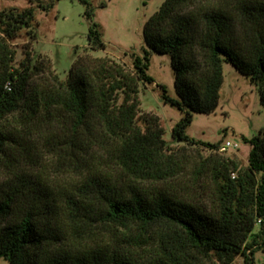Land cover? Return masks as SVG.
Listing matches in <instances>:
<instances>
[{"label":"trees","instance_id":"1","mask_svg":"<svg viewBox=\"0 0 264 264\" xmlns=\"http://www.w3.org/2000/svg\"><path fill=\"white\" fill-rule=\"evenodd\" d=\"M34 19L31 8L0 10V155L24 149L33 130H42L59 144L72 187L56 192L27 172L0 183V258L234 264L242 256L241 264H255L264 247V127L243 137L251 145L247 168L218 153L193 167L192 184L210 183L213 205L205 209L173 189L191 157L169 145L158 115L142 113L139 92L142 81L154 82L152 53L169 54L177 97L162 85L163 99L184 113L174 140L218 149L191 138L187 127L195 113L217 109L224 62L251 78L264 106V0H165L145 24L147 47L134 57V70L86 51L65 79L50 69L36 81L44 67L30 53L13 66L10 41L24 29L37 38ZM88 37L89 49H106L97 23Z\"/></svg>","mask_w":264,"mask_h":264},{"label":"rangeland","instance_id":"2","mask_svg":"<svg viewBox=\"0 0 264 264\" xmlns=\"http://www.w3.org/2000/svg\"><path fill=\"white\" fill-rule=\"evenodd\" d=\"M88 1L89 4L80 0H0V10L31 8L35 13L33 24L37 29V38L31 37L24 29L17 38L10 41L15 52L13 66L20 67L30 53L34 62L44 67V71L36 76V81L42 75L49 77L50 69L65 79L78 56L87 51L94 56L115 59L134 70V57L143 55L144 47H147L145 24L165 0ZM88 9H93L91 18L87 17ZM93 22L100 28L106 49L88 48V33ZM148 73L154 77V82L140 83L142 113L158 115L166 130L165 139L169 145L181 154L189 155L192 160L187 172L175 180L173 189L182 198L209 209L213 205L210 183L205 180L203 187L192 184L193 167L215 153L234 159L240 167L249 166L251 145L244 142L243 137L258 135L264 127V106L259 89L249 76L239 72L230 62H224V83L217 109L211 113H195L186 131L191 138L199 141L219 143L220 146L227 141L231 142L232 146L222 152L219 148L211 150L202 145L174 140L173 127L184 113L164 101L161 88L165 85L168 93L177 97L176 73L171 56L153 52ZM41 131L33 130L24 149L19 147L12 154L0 155V183L7 181L13 173L27 172L33 181L42 180L56 192L72 187L69 185L68 173L71 169L68 170L67 163L60 158L59 144L46 140L47 134L44 136ZM19 136L16 132V137ZM99 228L97 230H100L101 235H107L105 227ZM259 231L258 223L255 232ZM242 262L243 257L238 256L234 264ZM0 264L10 262L0 258ZM255 264H264V247L256 251Z\"/></svg>","mask_w":264,"mask_h":264},{"label":"built area","instance_id":"3","mask_svg":"<svg viewBox=\"0 0 264 264\" xmlns=\"http://www.w3.org/2000/svg\"><path fill=\"white\" fill-rule=\"evenodd\" d=\"M232 146V143L227 141L226 143H223L220 147H219V150L224 152L226 151L229 147Z\"/></svg>","mask_w":264,"mask_h":264}]
</instances>
